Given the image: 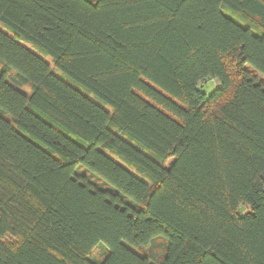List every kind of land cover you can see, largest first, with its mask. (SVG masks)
Here are the masks:
<instances>
[{
	"label": "trees",
	"instance_id": "obj_1",
	"mask_svg": "<svg viewBox=\"0 0 264 264\" xmlns=\"http://www.w3.org/2000/svg\"><path fill=\"white\" fill-rule=\"evenodd\" d=\"M152 250L264 264V0H0V264Z\"/></svg>",
	"mask_w": 264,
	"mask_h": 264
},
{
	"label": "rangeland",
	"instance_id": "obj_2",
	"mask_svg": "<svg viewBox=\"0 0 264 264\" xmlns=\"http://www.w3.org/2000/svg\"><path fill=\"white\" fill-rule=\"evenodd\" d=\"M58 76H60V74L57 73L56 70H53ZM61 77V76H60ZM220 87V82L217 80V79H206L204 81H201L199 84H198V89L205 92L207 95H209L210 93H212L216 88ZM25 92L27 90V88L23 89ZM172 159H170L169 162H171ZM247 211V207L245 206H240L238 208V212L240 214H243ZM159 247V246H158ZM160 249V248H159ZM135 251L139 254H148L150 253L148 249H144V248H141V249H138ZM153 253H155V258H156V261L154 260L153 263L154 264H158L157 262V259L160 258L161 254H162V250H152ZM106 254V249H105V246H97L95 247L91 254H90V258L92 259H95V260H101L104 255ZM158 257V258H157Z\"/></svg>",
	"mask_w": 264,
	"mask_h": 264
}]
</instances>
